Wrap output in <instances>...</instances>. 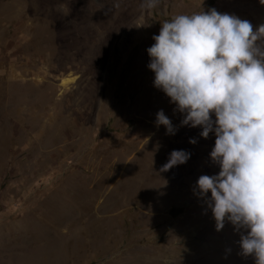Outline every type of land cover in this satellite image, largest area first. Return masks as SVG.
<instances>
[{"label": "rangeland", "instance_id": "obj_1", "mask_svg": "<svg viewBox=\"0 0 264 264\" xmlns=\"http://www.w3.org/2000/svg\"><path fill=\"white\" fill-rule=\"evenodd\" d=\"M143 3L0 0V264H255L194 194L219 172L215 137L181 126L147 49L178 14L215 8L255 28L264 5ZM173 150L190 159L161 172Z\"/></svg>", "mask_w": 264, "mask_h": 264}, {"label": "clouds", "instance_id": "obj_2", "mask_svg": "<svg viewBox=\"0 0 264 264\" xmlns=\"http://www.w3.org/2000/svg\"><path fill=\"white\" fill-rule=\"evenodd\" d=\"M157 3L144 0L142 8ZM153 40L147 53L154 87L183 115L181 126L200 127L203 138L215 137L209 155L219 172L200 175L194 194L210 209L216 230L226 222L233 225L241 254L264 264V24L254 28L210 8L174 16ZM156 124L166 134L177 131L163 110ZM190 156L173 150L160 171Z\"/></svg>", "mask_w": 264, "mask_h": 264}, {"label": "bare ground", "instance_id": "obj_3", "mask_svg": "<svg viewBox=\"0 0 264 264\" xmlns=\"http://www.w3.org/2000/svg\"><path fill=\"white\" fill-rule=\"evenodd\" d=\"M66 81H68V80H65V83H66Z\"/></svg>", "mask_w": 264, "mask_h": 264}]
</instances>
